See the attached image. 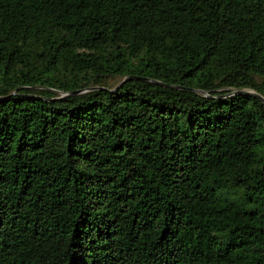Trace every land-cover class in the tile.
Wrapping results in <instances>:
<instances>
[{
	"label": "trees",
	"instance_id": "1",
	"mask_svg": "<svg viewBox=\"0 0 264 264\" xmlns=\"http://www.w3.org/2000/svg\"><path fill=\"white\" fill-rule=\"evenodd\" d=\"M255 95L264 0H0V264H264Z\"/></svg>",
	"mask_w": 264,
	"mask_h": 264
},
{
	"label": "water",
	"instance_id": "2",
	"mask_svg": "<svg viewBox=\"0 0 264 264\" xmlns=\"http://www.w3.org/2000/svg\"><path fill=\"white\" fill-rule=\"evenodd\" d=\"M133 80H142V81H149V80H147V79H138V78H136V77H130V78H127L125 81H123V82H127V81H133ZM151 82H153L154 84H157V85H160V86H162L161 84H159V83H157V82H155V81H151ZM74 94H76V93H74ZM73 94V95H74ZM65 95H63L62 97H64ZM255 97L256 98H259L263 103H264V101L259 97V96H257V95H255Z\"/></svg>",
	"mask_w": 264,
	"mask_h": 264
}]
</instances>
